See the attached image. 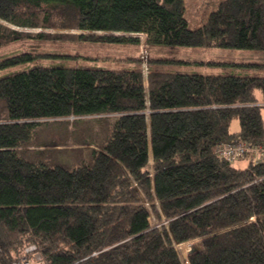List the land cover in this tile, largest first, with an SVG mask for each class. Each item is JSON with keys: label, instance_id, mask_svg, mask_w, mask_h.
Returning <instances> with one entry per match:
<instances>
[{"label": "trees", "instance_id": "1", "mask_svg": "<svg viewBox=\"0 0 264 264\" xmlns=\"http://www.w3.org/2000/svg\"><path fill=\"white\" fill-rule=\"evenodd\" d=\"M185 13V0H0V50L144 35L151 50L264 51V0H223L197 29ZM37 60H0V264H183L174 242L194 241L188 264H264V155L218 152L264 148V76L181 73L167 57H149L147 78L136 57L123 69ZM68 124L90 148L34 150L68 146ZM157 203L171 233L150 223Z\"/></svg>", "mask_w": 264, "mask_h": 264}, {"label": "rangeland", "instance_id": "2", "mask_svg": "<svg viewBox=\"0 0 264 264\" xmlns=\"http://www.w3.org/2000/svg\"><path fill=\"white\" fill-rule=\"evenodd\" d=\"M222 1L223 0H185V16L189 22V27L191 29H197L202 26L207 21L210 13L216 10L218 5ZM23 30L32 33L46 32L51 34L81 33L80 31H63L59 29ZM97 34L101 35L100 33ZM138 37L140 38L141 42L139 47L80 43L71 41L40 42L30 40L24 43L14 44L6 49L0 50V60L6 56L15 55L17 53L30 52L38 56V60L35 62V64L42 66L71 65L82 67L123 69L124 67L129 68L135 66V63L132 60L136 57L140 58L142 70L144 72L145 78H147L149 57H167L173 60L180 61L174 64L172 69L181 73L202 75L264 76V51L217 48H180L179 50L167 52L165 50L160 51L157 49H149V47L146 45V37L144 35H139ZM67 56H72L73 59L66 60ZM69 121L70 122L68 123L70 124L74 123L71 122L73 121V119H69ZM47 123L51 125V123H55V121H48ZM237 127V124L233 125V128L235 130L237 129ZM77 128H79L78 125H69L70 131H68V133H65V137H67L70 141L68 143V146H45L41 148H35L34 150L68 149L69 154H65L64 157H69L71 156L70 154H72L71 149L90 148L91 146L89 145H74L75 138L78 137V135H75V133H78ZM52 131H49V129H47L45 131L46 133H42L41 137L48 136L50 133H53L55 135L57 134L55 129H53ZM67 134L68 136H66ZM248 162V160H240L235 162L234 165L239 168H244L247 166ZM153 164V161H151L152 177L154 174ZM157 208L161 211V219L153 215L150 218L151 225L161 228L163 224H165V227L170 232V227L168 226L167 222H165V217L158 203ZM196 243H198V241L181 245L174 242V246L176 247L183 264L189 263V252L192 249V245Z\"/></svg>", "mask_w": 264, "mask_h": 264}, {"label": "built area", "instance_id": "3", "mask_svg": "<svg viewBox=\"0 0 264 264\" xmlns=\"http://www.w3.org/2000/svg\"><path fill=\"white\" fill-rule=\"evenodd\" d=\"M218 152L220 156L225 157L229 160H237L240 158H244L245 156H248V154H253L255 156L261 154L264 155V148L257 147L253 148L245 144H226L220 148H218ZM256 160V158L253 159V162ZM27 254H34V260L41 261V256L36 253V247L30 246L26 249ZM14 264H31V261L29 260L28 255H25L20 260H17L14 262Z\"/></svg>", "mask_w": 264, "mask_h": 264}, {"label": "water", "instance_id": "4", "mask_svg": "<svg viewBox=\"0 0 264 264\" xmlns=\"http://www.w3.org/2000/svg\"><path fill=\"white\" fill-rule=\"evenodd\" d=\"M174 248L176 249V247L174 246ZM177 250V249H176Z\"/></svg>", "mask_w": 264, "mask_h": 264}]
</instances>
